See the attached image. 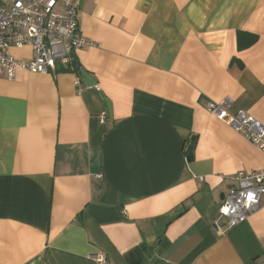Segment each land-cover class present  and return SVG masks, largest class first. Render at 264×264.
<instances>
[{"label":"crops","instance_id":"crops-1","mask_svg":"<svg viewBox=\"0 0 264 264\" xmlns=\"http://www.w3.org/2000/svg\"><path fill=\"white\" fill-rule=\"evenodd\" d=\"M79 27L95 85L0 78V264L264 259V195L233 228L218 214L264 152L206 109L264 125V0H79Z\"/></svg>","mask_w":264,"mask_h":264},{"label":"built area","instance_id":"built-area-1","mask_svg":"<svg viewBox=\"0 0 264 264\" xmlns=\"http://www.w3.org/2000/svg\"><path fill=\"white\" fill-rule=\"evenodd\" d=\"M94 45L79 27V0H0V78L13 80L17 71L48 74L66 71L75 74V54ZM29 48L28 60L17 59L11 49ZM230 100L208 102L206 109L244 140L264 152V125L243 111L228 113ZM105 119L100 118V124ZM201 182L202 178H198ZM232 185L218 209L227 229L246 221L260 207L264 195V169L243 171L228 178ZM106 264L105 256H92ZM254 264H264L259 259Z\"/></svg>","mask_w":264,"mask_h":264},{"label":"water","instance_id":"water-1","mask_svg":"<svg viewBox=\"0 0 264 264\" xmlns=\"http://www.w3.org/2000/svg\"><path fill=\"white\" fill-rule=\"evenodd\" d=\"M79 78L84 82L86 86H93L95 85V79L86 71L80 70L78 73ZM193 148H194V142H192L187 149V156L186 161L192 162L193 160Z\"/></svg>","mask_w":264,"mask_h":264},{"label":"trees","instance_id":"trees-1","mask_svg":"<svg viewBox=\"0 0 264 264\" xmlns=\"http://www.w3.org/2000/svg\"><path fill=\"white\" fill-rule=\"evenodd\" d=\"M239 36H241V34L239 35ZM250 43H253L254 41H255V37L254 36H250ZM74 68H75V74H78L79 73V71L81 70V69H79V67L77 66V63L75 62L74 63ZM63 72H66V71H63Z\"/></svg>","mask_w":264,"mask_h":264}]
</instances>
